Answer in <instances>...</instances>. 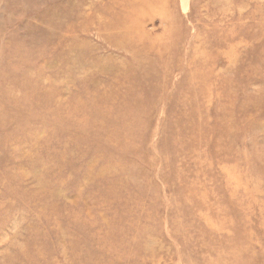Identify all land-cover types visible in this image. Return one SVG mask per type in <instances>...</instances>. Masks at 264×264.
<instances>
[{"label":"rangeland","instance_id":"obj_1","mask_svg":"<svg viewBox=\"0 0 264 264\" xmlns=\"http://www.w3.org/2000/svg\"><path fill=\"white\" fill-rule=\"evenodd\" d=\"M0 264H264V0H0Z\"/></svg>","mask_w":264,"mask_h":264},{"label":"bare ground","instance_id":"obj_2","mask_svg":"<svg viewBox=\"0 0 264 264\" xmlns=\"http://www.w3.org/2000/svg\"><path fill=\"white\" fill-rule=\"evenodd\" d=\"M21 86H22V89H23V92H24V90H25L24 82L21 83ZM40 94H42L43 97H44L43 93H40ZM45 96L47 97V95H45ZM36 102H38V103H36ZM17 103H18V101H16V103L14 102L11 105V107H9V105H7V107L11 110L10 111V113H11L10 116L13 115L15 117V119L18 117L19 121L22 122V123H27V122L29 123V122H36V121L40 122V120L47 121V105L41 104L42 102L40 101L39 96H37V95L36 96H32V100L30 101V103H29L28 107L26 108V110H25V108L23 106L16 105ZM14 105H16V106H14ZM37 105H39L40 107L38 108ZM33 106H36V107H34L32 110H30V108H32ZM3 110H4V107H3ZM33 111H36V113H34ZM71 129H75V128H73V127L70 128V130L67 131L66 133H69L72 137H74L75 134L72 135L73 132H72ZM107 168H108V170H111L110 167H107Z\"/></svg>","mask_w":264,"mask_h":264}]
</instances>
